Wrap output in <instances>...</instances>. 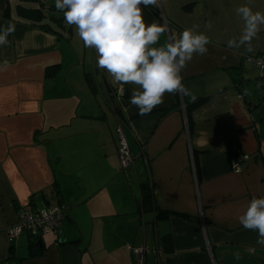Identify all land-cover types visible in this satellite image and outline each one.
I'll use <instances>...</instances> for the list:
<instances>
[{
    "label": "crops",
    "instance_id": "crops-1",
    "mask_svg": "<svg viewBox=\"0 0 264 264\" xmlns=\"http://www.w3.org/2000/svg\"><path fill=\"white\" fill-rule=\"evenodd\" d=\"M49 1L0 0V26L16 29L0 46V64L9 62L0 70V264H137L132 247H145V264H264L258 232L238 221L253 197H264V97L247 98L236 84L244 88L249 57L264 54V28L253 51L227 48L243 27L235 9L264 12V0L142 6L146 24L168 28L154 47L193 25L210 38L207 55H194L181 73L205 99L189 120L192 100L181 93H165L140 115L132 84L114 109L120 88ZM118 123L135 157L128 172L118 163ZM237 154L246 156L241 172L231 166ZM148 179L159 209L187 217L140 211L139 184ZM60 204L61 224L39 239L37 254L26 232L9 238L20 209Z\"/></svg>",
    "mask_w": 264,
    "mask_h": 264
},
{
    "label": "clouds",
    "instance_id": "clouds-1",
    "mask_svg": "<svg viewBox=\"0 0 264 264\" xmlns=\"http://www.w3.org/2000/svg\"><path fill=\"white\" fill-rule=\"evenodd\" d=\"M161 0H55V7L63 12L67 25L75 30L86 48L96 52V66L105 70L113 87L133 88L130 103L140 115L150 113L164 103V94L181 93L196 96L183 84L182 71L194 55L205 56L210 38L200 32L199 25L185 28L178 37H172L163 46L157 45L166 25L146 24L143 8L159 7ZM143 6V8H142ZM243 21L241 34L227 41L228 49L253 51L252 41L264 28V12L253 11L248 4L235 9ZM207 27H211L209 24ZM15 25L0 26V46L8 45V37L15 33ZM7 60L0 70H7ZM244 229L258 232L257 244L264 247V197H253L238 216ZM236 255V259H239Z\"/></svg>",
    "mask_w": 264,
    "mask_h": 264
},
{
    "label": "built area",
    "instance_id": "built-area-1",
    "mask_svg": "<svg viewBox=\"0 0 264 264\" xmlns=\"http://www.w3.org/2000/svg\"><path fill=\"white\" fill-rule=\"evenodd\" d=\"M251 65L259 70V83L264 87V54L249 57ZM123 94L122 89H118L114 94V98L109 100L119 102L120 96ZM117 135V156L120 161V166L123 171H130L134 168L135 157L131 153L127 138L124 134L123 127L118 123L116 129ZM142 153V150H141ZM246 158L245 155L237 154L232 161V169L236 172H241L240 163ZM67 208L65 204L48 206L45 209H35L31 206L23 207L18 212V220L8 230L9 238H15L18 235L26 232L34 239H40L42 236L56 232L61 224L63 212ZM132 254L136 257L137 264H145V247H132Z\"/></svg>",
    "mask_w": 264,
    "mask_h": 264
},
{
    "label": "trees",
    "instance_id": "trees-1",
    "mask_svg": "<svg viewBox=\"0 0 264 264\" xmlns=\"http://www.w3.org/2000/svg\"><path fill=\"white\" fill-rule=\"evenodd\" d=\"M29 14H33L35 15L36 14V11L35 9H31V10H28ZM260 55V54H259ZM55 68L54 67H49L46 71L47 75H51V74H54V71ZM259 80L260 78L257 77L255 79L256 83H259ZM237 84V88L240 90V91H244L245 88H241L239 86H241V84H243V81H240ZM246 84V82H245ZM260 88L262 90H264V87H262L260 85ZM264 99V98H262ZM205 99L204 98H201V99H197L195 100L194 102L191 101L189 102L187 105H186V115H187V119L189 120L190 118V113L192 112V110L196 107H198L200 104H202V102L204 101ZM143 154V149H142V153ZM235 157V156H234ZM135 164V163H134ZM138 204H139V209L140 211H143V210H148V209H151V210H154L156 212L155 216L157 218H166L168 216H170L171 214H177V213H172L170 211H167V210H162V209H159L155 203H154V193H153V182L149 181H145V182H141L139 184V200H138ZM177 215L181 216V217H187L185 214H182V213H178ZM39 240V239H32L31 240V243L29 245L30 248H33L34 252H36V248L34 247L35 244H36V241ZM38 252H36L37 254Z\"/></svg>",
    "mask_w": 264,
    "mask_h": 264
},
{
    "label": "rangeland",
    "instance_id": "rangeland-1",
    "mask_svg": "<svg viewBox=\"0 0 264 264\" xmlns=\"http://www.w3.org/2000/svg\"><path fill=\"white\" fill-rule=\"evenodd\" d=\"M53 0H50L49 2H52ZM29 5H33V4H28ZM45 12H47V9H44ZM246 66V71H244L245 73V77L247 79V83L244 85L245 88V92L247 93V98H254V99H258L264 97V95H261V88L260 86L256 83L255 79L259 76V70L252 67L251 63L247 62ZM260 95H259V94ZM118 163L120 166V161L118 159Z\"/></svg>",
    "mask_w": 264,
    "mask_h": 264
},
{
    "label": "water",
    "instance_id": "water-1",
    "mask_svg": "<svg viewBox=\"0 0 264 264\" xmlns=\"http://www.w3.org/2000/svg\"><path fill=\"white\" fill-rule=\"evenodd\" d=\"M110 105H111L114 109H116V108L119 106V102H116V101L112 100V101H110ZM36 244H40V240H37V241H36Z\"/></svg>",
    "mask_w": 264,
    "mask_h": 264
}]
</instances>
